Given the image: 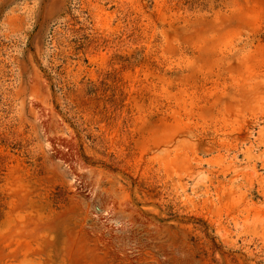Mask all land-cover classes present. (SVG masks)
I'll list each match as a JSON object with an SVG mask.
<instances>
[{
	"label": "rangeland",
	"instance_id": "obj_1",
	"mask_svg": "<svg viewBox=\"0 0 264 264\" xmlns=\"http://www.w3.org/2000/svg\"><path fill=\"white\" fill-rule=\"evenodd\" d=\"M0 264H264V0H0Z\"/></svg>",
	"mask_w": 264,
	"mask_h": 264
}]
</instances>
